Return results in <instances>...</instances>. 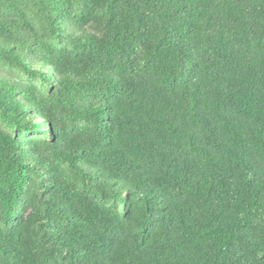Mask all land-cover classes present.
Listing matches in <instances>:
<instances>
[{"label": "trees", "instance_id": "obj_1", "mask_svg": "<svg viewBox=\"0 0 264 264\" xmlns=\"http://www.w3.org/2000/svg\"><path fill=\"white\" fill-rule=\"evenodd\" d=\"M0 264H264V0H0Z\"/></svg>", "mask_w": 264, "mask_h": 264}]
</instances>
